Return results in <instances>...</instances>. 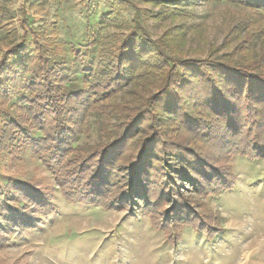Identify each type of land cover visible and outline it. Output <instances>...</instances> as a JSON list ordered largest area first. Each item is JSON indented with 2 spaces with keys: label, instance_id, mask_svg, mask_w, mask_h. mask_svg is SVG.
Wrapping results in <instances>:
<instances>
[{
  "label": "trees",
  "instance_id": "1",
  "mask_svg": "<svg viewBox=\"0 0 264 264\" xmlns=\"http://www.w3.org/2000/svg\"><path fill=\"white\" fill-rule=\"evenodd\" d=\"M105 1L111 11L100 23L122 25L116 11L131 0ZM225 1L245 7L250 18L232 28L221 54L173 56L166 46L185 25L155 40L134 20L128 34L92 57L87 68L84 51L71 47L67 60L63 46L44 40L23 8L14 19L0 4V29L12 38L0 47V153L11 157L13 167L30 148L70 204L144 213L171 244L186 227L212 239L222 231L219 216L181 193L179 182L191 183L201 196L218 194L234 187L232 155L264 159L259 132L239 136L240 125L251 130L259 116L264 119V0ZM154 2L159 14H186V0ZM77 73L82 84L74 82ZM92 115L99 117L105 139L79 144ZM207 134L217 136L211 141L219 152L208 159L191 147L203 148ZM191 153L195 158L189 161ZM156 172L162 180L158 192L151 191ZM34 184L13 177L4 187L0 182V250L9 234L38 229L53 211L46 187Z\"/></svg>",
  "mask_w": 264,
  "mask_h": 264
},
{
  "label": "rangeland",
  "instance_id": "2",
  "mask_svg": "<svg viewBox=\"0 0 264 264\" xmlns=\"http://www.w3.org/2000/svg\"><path fill=\"white\" fill-rule=\"evenodd\" d=\"M154 1L131 0L125 8L118 9L116 12L123 19L122 25L111 21L100 23L111 11L105 0H0V4L7 6L14 19L21 16L20 9L23 8L24 17L44 40L63 46L67 60L72 58L71 47L84 51V68L88 67L92 57L102 54L108 46L127 35L134 20L155 40L161 39L166 32L167 36H174L177 28L185 25V30L180 29L175 35L174 44L166 46V51L180 58L204 59L215 51H218L216 54L225 52L223 44L227 35L232 28L242 26V21L250 15L245 7L225 0H186V14L173 17L159 14L162 9L156 7ZM14 23L16 25V21ZM181 31L184 34H180ZM11 39L0 29L3 50ZM239 40L234 39L230 46L237 45ZM82 76L77 73L74 82L82 84ZM129 87H125L119 96L125 95ZM98 119L95 115L89 118V129L79 135L77 143L94 144L105 139H101ZM258 120L259 124L252 127V131L240 125V138L257 132L264 137V119L259 116ZM204 138L208 143L203 148L191 147L202 155L206 153L207 159L214 157L218 150L211 139L215 140L217 136L207 134ZM20 156L21 160L11 167V157L0 153L1 184L4 187L8 178L13 177L35 183L36 187L44 185L54 209L42 218L38 229L8 235V246L0 250V264L14 261L16 264H264V159L232 155L229 163L234 174V187L218 194L201 196L194 192L191 183L181 180V193L205 203L217 214L218 227L222 231L210 239L205 233L186 227L182 239L171 244L144 213L129 216L128 211L68 203L30 148ZM194 158L193 153L191 158L187 157L189 161ZM151 176L157 186H152L151 191L158 192L157 183L162 184V180L158 179V173ZM3 225L0 216V229Z\"/></svg>",
  "mask_w": 264,
  "mask_h": 264
}]
</instances>
